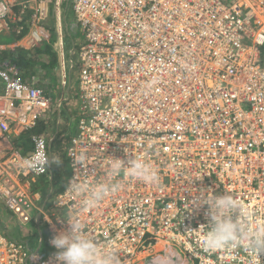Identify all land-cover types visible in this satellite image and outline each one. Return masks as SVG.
<instances>
[{
	"label": "built area",
	"instance_id": "1",
	"mask_svg": "<svg viewBox=\"0 0 264 264\" xmlns=\"http://www.w3.org/2000/svg\"><path fill=\"white\" fill-rule=\"evenodd\" d=\"M64 4L84 39L69 61L79 124L68 183L122 188L85 210L86 194L66 186L45 207L37 186L49 173L39 163L51 156L47 138L31 134L25 154L0 149V199L18 227L44 224L49 246L41 232L31 247L0 230V264H58L51 241L69 219L97 243L112 241L120 264H264L247 244L209 248L199 205L228 193L242 220L264 226V0H0V36L15 37L0 51L59 47ZM52 106L36 76L0 60V142L35 130ZM132 158L158 182L112 174V159Z\"/></svg>",
	"mask_w": 264,
	"mask_h": 264
},
{
	"label": "clouds",
	"instance_id": "2",
	"mask_svg": "<svg viewBox=\"0 0 264 264\" xmlns=\"http://www.w3.org/2000/svg\"><path fill=\"white\" fill-rule=\"evenodd\" d=\"M62 6L69 11V7H67L66 4ZM61 33V38L55 36L59 44V47L57 48H59L60 53L63 54L64 60L68 63L71 59H73L72 49L82 43L77 42L74 44L72 42L71 44L72 40H70L71 47L67 54L63 39L66 37L71 39V36L69 34L64 35L62 25ZM60 39L61 45L59 43ZM65 53L67 58H65ZM63 69H65L67 75V66ZM67 84V86L72 85L71 81ZM62 88L65 89L66 86H63ZM68 94L72 96L73 93ZM64 100L65 98L62 97L61 101ZM59 107L60 102L58 104V108ZM112 160L113 165L111 172L113 175L117 171L123 170V174L125 176H130L146 183H157L159 180V175L156 169L150 163L142 159L132 158L127 161V164L125 161L120 159ZM25 163L29 164L30 162L25 161ZM39 163H46L50 166V171L51 165L60 166L61 161L55 154H52L47 160ZM47 176H49V173L44 177ZM68 180L64 187L65 189L67 186L66 191L86 194L82 201V205L85 210L96 207L110 194H115L122 188V184L120 183H97L95 186L90 187L87 181H71L68 183ZM62 191L52 193L53 196L48 199L44 206L49 207L51 199L53 200V198ZM199 205H207L208 207L207 215L210 218L209 223L201 228H206L207 230L206 243L209 248L215 249L226 245L236 246L247 244L258 254L264 252V226H257L255 230H253L251 225L242 220L241 217L236 214L240 205L230 194L225 193L221 195H214L210 198H202ZM67 223L70 225V230L59 234L51 241L52 245L58 250L56 253V260L58 261V264H120L117 255L110 250V246L113 243L112 241H108L106 244H99L90 238L82 222L69 219L67 220ZM30 225L41 226L44 224L40 223L37 225L33 223Z\"/></svg>",
	"mask_w": 264,
	"mask_h": 264
},
{
	"label": "rangeland",
	"instance_id": "3",
	"mask_svg": "<svg viewBox=\"0 0 264 264\" xmlns=\"http://www.w3.org/2000/svg\"><path fill=\"white\" fill-rule=\"evenodd\" d=\"M65 3H67L66 1H64ZM62 17L64 19V17L66 16V9L62 6ZM71 7L69 6V12L67 15V24L70 25L71 22L74 19V13L71 11ZM54 11H52L53 13ZM64 22V20H63ZM67 33V32H66ZM75 34V35H74ZM73 34V36H71V39L66 37L64 40L65 45L67 44V46H65V49L67 50V54L69 52V45H70V40L73 41V43H83V36L78 28V30ZM68 35V34H66ZM44 58V57H43ZM45 61L47 60V58H44ZM58 63L56 64L55 69L57 68ZM67 78H68V83H70L71 81V86H67L66 88L63 89L62 87L64 85H62V78H61V72L60 70H53L51 69V71L48 72V77H45L44 74L45 73H41L39 75H37V78L40 80L39 82H42V85L45 84V86H49L48 89H46L50 94H51V101L54 104V107L52 108L51 112H48L46 119L48 121H50V123L53 124L54 130L51 131L52 135L49 134L47 135V138L50 140L52 138H55V140L52 142L51 145H53V149H52V153L55 154L59 160L61 161L60 169L65 171L64 175L65 177L63 178V180L59 183V186H56V193L59 192L58 190L64 187V185L66 184L68 178H69V174H70V169H69V164H68V159H67V148H68V141L70 140L71 137L75 136L78 130V124H79V117L77 114V111L75 110V112H73V108H76V99L73 98V94L72 96H70L68 93H74V89L76 90V85H77V81L75 79V73H76V68H74L73 70H71L70 67L67 68ZM48 79V80H47ZM39 83V84H40ZM49 83V84H47ZM62 92H64V94L66 95L65 100L61 101V94ZM70 101V102H69ZM60 102V107L58 109V104ZM73 103L75 104L74 106H72ZM73 107V108H72ZM58 132V133H57ZM54 134H57L55 136H53ZM46 179H50L49 176L46 177ZM44 186H47L46 181L44 180L43 183ZM61 191V190H60ZM5 206V205H4ZM6 207V206H5ZM6 216L4 217L8 219V223L6 224L5 221H2V219L0 218V230L2 232H7L8 230L13 234L16 235V237H20L19 236V232L22 233H27L29 230L34 231L33 226L29 225L27 227L23 228V231H21L20 229L15 230V232L13 231V227H12V217H14L10 211L6 210ZM14 224V223H13ZM15 228H18V226L15 225ZM159 264V263H158Z\"/></svg>",
	"mask_w": 264,
	"mask_h": 264
},
{
	"label": "trees",
	"instance_id": "4",
	"mask_svg": "<svg viewBox=\"0 0 264 264\" xmlns=\"http://www.w3.org/2000/svg\"><path fill=\"white\" fill-rule=\"evenodd\" d=\"M13 40H15V37L13 34H9V35H3L0 36V44H9L10 42H12ZM56 41V37H53V43ZM54 48L51 45H45L43 48H39L36 49L35 51L31 52V51H21V50H17L16 52H12L10 50L7 51H0V60H10L13 61L14 63H16L22 70L23 75L25 78H30L33 76H37L39 74H41L42 72L45 73L44 76L48 77V72L51 71V69L55 70L56 64L58 63L57 60V56L53 55L55 54L54 52ZM47 53V54H51L53 56H50L51 59L49 61H44L43 59V53ZM59 67V63L57 68ZM39 131H35L34 133H38ZM68 164H69V160H68ZM52 168L49 171V178H50V184L51 186H47L44 188V200L48 197V189H50V187L53 188V191L56 193V186H59V183L63 180V178L65 177V171L61 170L60 167H58L57 165H51ZM70 169V168H69ZM70 177V174H69ZM65 187V185H64ZM64 187L61 189H59L58 191L60 192V190L62 191L64 189ZM58 193V192H57ZM8 208L4 207L3 204L0 203V218L2 219V221H5V223L7 224L8 219L4 217L6 216V210ZM17 226V225H16ZM34 231L29 230L27 233H22L19 232V236L20 237H16V235H13L9 230L6 232H4L7 236H9L10 238L16 240V241H23L28 243L31 247H34L35 245H37L39 239H40V232L43 235V249L42 250H48L49 246L46 242V238H47V232L45 229V225H41V226H36V225H32ZM13 227V231L15 232V230L20 229L21 231H23V228L20 226L18 228H15V224H12Z\"/></svg>",
	"mask_w": 264,
	"mask_h": 264
},
{
	"label": "crops",
	"instance_id": "5",
	"mask_svg": "<svg viewBox=\"0 0 264 264\" xmlns=\"http://www.w3.org/2000/svg\"><path fill=\"white\" fill-rule=\"evenodd\" d=\"M68 10H66V16L64 17V19H63V17H62V22H61V25H62V30H63V33H64V35H66V34H69L70 36H73V34L78 30V26H77V24H76V22H75V18L73 19V21L71 22V24L70 25H68L67 24V15H68ZM63 20H64V22H63ZM80 30V29H79ZM67 32V33H66ZM75 35V34H74ZM72 42L73 41H71V44H72ZM59 43H60V40H59ZM71 44L69 45V48L71 47ZM65 46H67L68 47V45L66 44L65 45V43H64V47ZM54 52H55V54H53V55H56L57 56V60H58V63H59V67L58 68H56L55 70H60V67L61 68H64V67H66L67 66V68L69 67V62L67 63L65 60H64V57H63V54H61L60 53V50H59V48H54ZM67 51V50H66ZM53 55H51V54H47V53H43V56H44V58H47V60L46 61H49L50 59H51V57L50 56H53ZM43 58V59H44ZM65 58H67V55H66V53H65ZM44 61H45V59H44ZM67 64V65H66ZM66 69V68H65ZM62 78V77H61ZM48 80V79H47ZM36 81H38V84L40 83L39 81V79L37 78V76H36ZM47 84H49V83H47ZM41 87H44V88H47L48 89V87L47 86H45V84H43L42 85V82L39 84ZM50 85V84H49ZM49 93V92H48ZM51 95V94H50ZM65 98L66 97V95L62 92V94H61V98ZM60 98V99H61ZM70 102V101H69ZM70 104H72V106H74L75 104H73V103H70ZM54 107V104H53V106L51 107V109L49 110V112H51V110H52V108ZM73 108V107H72ZM59 109V108H58ZM75 110H76V108H73V112H75ZM48 114V113H47ZM47 114H45L44 115V117H43V119L40 121V123H39V125L35 128V130H33L32 132H28V133H22L21 135H14L13 137H12V139L11 140H9V142L10 143H8V142H6V141H1L0 142V149H2V148H8V147H11V146H13V148L15 149V150H17V151H19L20 153H22V154H25V153H28L29 151H31V149H32V145H31V134H33L35 131H39L38 133H35V134H39V135H43L44 137H46L47 138V135H49V134H51L52 135V133H51V131H53L54 130V127H53V124L52 123H50V121H48L47 119H46V116H47ZM58 133V132H57ZM55 135H57V134H54L53 136H55ZM74 137V136H73ZM71 139H72V137L70 138V140L68 141V147H69V145H70V141H71ZM47 140L49 141V143L50 144H52V142L55 140V138H53V140H52V138L49 140L48 138H47ZM52 149H53V145H51V151H50V153H51V155L53 154L52 153ZM68 149V148H67ZM67 159H68V157H67ZM51 168H52V166H51ZM44 180L46 181V183H47V186L49 187V186H51V184H50V179H46V177H42L41 179H40V181H39V185L37 186V188L42 192V194H43V201H42V203H43V205H45L46 203H47V201H48V199H50L52 196H53V194L52 193H55L54 191H53V188L52 187H50V189H48L49 191H48V197L44 200V188L45 187H47V186H44L43 185V183H44ZM66 185V184H65ZM52 191V193H51V195H50V192ZM0 203L1 204H3V206H4V203H3V201L0 199ZM5 207V206H4ZM6 208V207H5ZM8 210V209H7ZM9 211V210H8ZM12 214V213H11ZM13 215V214H12ZM11 223L13 224H15L16 225V219H15V217H12V220H11ZM163 261H164V258H163Z\"/></svg>",
	"mask_w": 264,
	"mask_h": 264
},
{
	"label": "water",
	"instance_id": "6",
	"mask_svg": "<svg viewBox=\"0 0 264 264\" xmlns=\"http://www.w3.org/2000/svg\"><path fill=\"white\" fill-rule=\"evenodd\" d=\"M38 220H40V215L37 216Z\"/></svg>",
	"mask_w": 264,
	"mask_h": 264
}]
</instances>
